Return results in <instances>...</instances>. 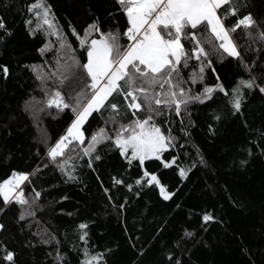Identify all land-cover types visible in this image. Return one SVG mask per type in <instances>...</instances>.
<instances>
[{
	"label": "snow or ice",
	"instance_id": "obj_1",
	"mask_svg": "<svg viewBox=\"0 0 264 264\" xmlns=\"http://www.w3.org/2000/svg\"><path fill=\"white\" fill-rule=\"evenodd\" d=\"M10 3L11 0H0V7L7 9ZM244 7L247 4H242L241 0H104L100 14L89 9L90 22L83 28L82 34L69 24L72 36L86 56L82 62L72 44L64 43L52 5L47 0H33L25 5L27 13L33 14L38 21L33 27V19L25 20L28 35L35 36L41 31L45 35L56 36L60 48L54 71H45L43 65L37 64L21 67L40 81L47 107L54 106L57 114L67 109L74 118L54 145H50L46 138L38 141V144L45 145V151L43 155L39 150L35 153L37 163L33 171L13 168L0 181V215L12 205L18 206L15 223L21 233L29 232L24 247L50 245L53 241L59 243L55 234L47 229L32 231L33 224L38 222L37 213L44 210L42 190H38L32 181L49 167L59 171L65 183L79 182V171L84 167L89 169L96 175L108 204L118 216L127 210L128 202L127 196L120 202L113 195L118 186L126 188L136 197L146 188L158 189L164 201L175 197L176 191L166 187L157 173L146 167V161L158 160L166 169L176 166L181 181L190 179V174L196 170H208V161L198 148L194 150L195 156L185 153L187 159L184 166L178 165L179 157L171 154L173 149L184 147L178 144L181 139L191 136V129L195 127L190 112L193 105L207 103L210 106L212 122L208 123L207 131L212 137L220 134L224 121L240 119L249 133L247 146L242 151L247 157H252L255 148L264 157V126L253 128L243 112L249 95L256 91L264 95V61H259V56L249 55L256 43L261 45L260 55H264V29L251 11H243ZM116 13L126 16L127 25L123 31L115 23ZM232 17L235 20L229 23ZM237 29L244 31L245 38L235 37ZM11 35L4 15L0 14V42ZM122 38H126V46L120 42ZM185 44L189 47L186 48ZM47 46L38 50L41 55ZM212 53L217 54L221 62L226 57L232 58L245 75L238 76L230 86L225 85L216 71ZM258 63L259 72L256 70ZM189 68L192 70L185 78L183 72ZM208 71L215 76L213 84L206 83ZM9 75V66L0 63V78L6 81ZM48 81H52L51 86ZM197 84L202 87L193 91V86ZM217 95L223 100L211 107ZM116 96L123 98L126 122L121 116L120 104L109 99ZM26 107L33 110L34 117L37 111H43L27 102ZM142 111L145 114L138 115ZM105 112L110 115L105 117ZM93 113L100 115L101 125L86 136L83 126ZM177 120L178 128L175 127ZM2 127L8 129V123H3ZM8 134L11 135L10 130ZM110 151H117L127 162L125 172L130 171L135 162L140 174L126 180L123 172L118 173L110 177L111 187L104 186L96 165ZM165 153L169 156L165 157ZM248 163L247 158L239 160L240 167ZM28 185H31V190L26 193ZM209 186L214 188V185ZM229 201L234 207H243L237 198L229 196ZM180 206L178 203L175 205L176 208ZM193 215L200 217L199 228L184 227L170 242L161 240L167 228V219L156 223L150 239L129 236V243L137 255L133 264H144L143 258L156 248L157 243L160 245L157 249L159 258L153 259L151 264H190L185 256L197 246H208L201 234L208 231L211 223H224L214 211L196 213L189 209L188 218ZM77 227L81 230L79 240L83 243L79 264H108L113 248L97 249L95 245H90L87 222H80ZM7 230L5 222L0 221V233ZM125 235H128L127 228ZM248 251L242 248L245 254ZM16 255L14 249L0 242V264H16ZM48 255L53 256L54 264H63L66 258L59 248ZM250 264H255V261L251 260Z\"/></svg>",
	"mask_w": 264,
	"mask_h": 264
},
{
	"label": "trees",
	"instance_id": "obj_2",
	"mask_svg": "<svg viewBox=\"0 0 264 264\" xmlns=\"http://www.w3.org/2000/svg\"><path fill=\"white\" fill-rule=\"evenodd\" d=\"M30 2L33 0H11L7 9L0 7V14L4 15L7 27L12 32L11 36L0 42V63L7 64L10 68L9 78L6 81L0 78V181L9 175L13 168L33 171L37 163L35 153L39 150L43 155L45 151V145L38 144V141L46 138L48 143L53 145L74 118L67 109L57 114L54 106L47 107L40 81H37L30 71L21 67L25 64H37L43 65L47 71H54L57 67L58 39L41 31L35 36L28 35L25 20L33 19V27L38 23L33 14L25 10V5ZM47 2L52 5L64 43H71L77 56L82 62L85 61L86 56L82 54L78 42L72 36L69 24L82 34L83 28L90 22L89 9L100 14L104 0ZM241 3L247 4L243 11H251L261 29H264V0H241ZM234 20L235 17L230 18L229 23ZM115 23L123 31L127 25L126 16L116 13ZM234 35L236 38H245L242 29H237ZM120 42L126 46V38H122ZM46 44L48 46L41 55L38 50ZM185 47L189 45L185 44ZM252 47L254 51L249 55L259 56V61H264V55L259 53L261 45L256 43ZM212 59L222 82L227 86L235 83L238 76L245 75L241 66L232 58L226 57L221 62L220 57L212 53ZM191 70L189 68L183 72L185 78ZM256 70L261 71L259 63ZM206 83H215V76L211 71L207 73ZM48 84L51 86L52 81H48ZM201 87L202 85L197 84L193 86V91H198ZM109 99L120 104L121 116L124 117L123 98L116 96ZM222 100L223 97L217 95L211 107L220 104ZM26 102L37 105L36 109L43 111H37L34 117L33 110L26 107ZM190 112L191 119L195 121L191 136L181 139L178 144H183L184 147L173 149L171 154L179 157L178 165L184 166L187 159L185 153L195 156L194 150L198 148L200 154L208 161V170H196L194 174H190V179L181 181L176 166L166 169L158 160L146 161V167L155 171L166 187L176 191L175 197L171 201H164L156 188H146L136 197L126 188L118 186L113 195L120 202H123L125 196L128 197L127 210L118 216L108 204L96 175L89 169L84 167L79 171V182L65 183L61 173L49 167L32 181L38 190H42L41 203L44 206L43 212L37 213L38 222L33 224L32 231L47 229L55 234L59 243L53 241L50 245L24 247L29 232H20L15 223L18 206L12 205L5 214L0 215V221L5 222L8 229L0 233V242L15 250L16 264H54L53 256L48 253L54 254L56 248L66 254L63 264H79L80 250L83 247L79 240L81 230L77 227L80 222L88 223L86 231L90 245H95L97 249L113 248L108 264H133L137 255L129 243V236L133 239L136 236H140L142 240L150 239L155 232L156 223L167 219V228L161 240L170 242L184 227L199 228L200 217L193 215L189 219V209L196 213L214 211L224 221L223 224L211 223L208 231L201 234L208 246H197L185 256V260H190V264H250L251 260H254L255 264H264V157L255 148V155L252 157H247L242 151L247 146L249 133L240 119L224 121L220 134L212 137L207 131L208 123L212 122L209 117L210 106L207 103L193 105ZM243 112L244 118L253 128L264 126V95L258 91L249 95ZM144 114L143 111L138 113L141 116ZM109 115V112L104 113L105 117ZM12 117L15 119H11ZM124 119L126 122L127 117ZM173 119L176 120V117L173 116ZM3 123H8V129L2 127ZM100 125V115L93 113L83 126L86 136L96 131ZM175 127H179L178 120ZM9 130L11 135L8 134ZM164 155L169 156L168 153ZM241 158L249 160L244 167L239 166ZM127 167V162L117 151H110L105 159L96 165V171L104 186L111 187L112 175L123 172L127 180L140 174L135 162L130 171L125 172ZM209 185H214V188ZM30 190L31 185H28L25 192ZM62 196L67 199L61 200ZM229 196L237 198L243 207H234L229 201ZM177 203L181 205L180 208L175 207ZM159 247L157 243L156 248L143 258L144 264H151L153 259L159 258ZM242 248L249 250L248 254L242 252Z\"/></svg>",
	"mask_w": 264,
	"mask_h": 264
},
{
	"label": "rangeland",
	"instance_id": "obj_3",
	"mask_svg": "<svg viewBox=\"0 0 264 264\" xmlns=\"http://www.w3.org/2000/svg\"><path fill=\"white\" fill-rule=\"evenodd\" d=\"M53 37H55V39H57L56 36H53ZM58 46H59V48H60V44H59ZM45 71H47V70L45 69ZM36 108H37V105H35V109H36ZM66 129H67V128H66ZM65 131H66V130H65ZM65 131H64V132H65ZM64 132H63V133H64ZM54 144H55V143H54ZM54 144H53V145H54Z\"/></svg>",
	"mask_w": 264,
	"mask_h": 264
}]
</instances>
